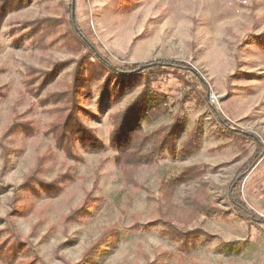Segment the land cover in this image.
I'll return each instance as SVG.
<instances>
[{"label": "rangeland", "instance_id": "374dc122", "mask_svg": "<svg viewBox=\"0 0 264 264\" xmlns=\"http://www.w3.org/2000/svg\"><path fill=\"white\" fill-rule=\"evenodd\" d=\"M41 18L50 20H45V31L51 32L42 48L32 43L34 30L23 23ZM73 20L115 68L136 70L148 81V87L134 84L121 91L123 77L112 74V97L101 106L105 77L92 82L78 115L102 141L108 145L113 118L143 91H162L173 103L171 114H160L153 123L144 121L146 129L170 123L179 114L183 117L179 146L192 129L200 131L201 146L189 157L166 151L158 163L139 169L136 178L151 189L149 193L124 188L115 151L109 146L97 151L77 144V156L67 158L45 134L56 117L48 96L66 88L77 61L90 53L81 39L77 44ZM17 34L21 44L16 45L12 41ZM51 63L60 68L42 92L46 103L22 96L21 81L28 67L46 70ZM147 63L154 67L141 70ZM4 84L9 88L8 96L0 100V133L13 105L20 115L15 121L30 120L34 125L28 136L11 134L10 151L5 159L0 155V241L22 240L29 247L27 254H17L13 264H88L84 260L88 247L114 224L115 242H102L93 253L96 264H264V223H260L264 222V150L244 172L258 152L256 140L264 148V0H75L74 15L72 0H29L8 14L0 27V86ZM185 91H189L186 102ZM199 92L207 93L208 105H200ZM199 163L207 167L204 178L222 210L199 220L211 237L180 256L176 243L161 237L159 228L147 232L129 228L135 220L157 217L158 203L148 197L159 196L163 176L174 177L181 168ZM37 177L55 181L61 190L53 196L23 190L33 185L40 191V183L31 181ZM237 183L254 220H243L230 201V188ZM193 186L181 183L175 200L180 202ZM88 195L101 198L91 205L90 215L63 221ZM0 264L6 263L0 260Z\"/></svg>", "mask_w": 264, "mask_h": 264}, {"label": "trees", "instance_id": "16d2710c", "mask_svg": "<svg viewBox=\"0 0 264 264\" xmlns=\"http://www.w3.org/2000/svg\"><path fill=\"white\" fill-rule=\"evenodd\" d=\"M29 0H0V27L6 16L11 12L20 10V8L27 6ZM45 20L38 19L34 21L24 20V24H29L34 30L32 43L40 48L45 47L44 38L50 35L51 32L45 31L48 28ZM74 30H76L77 44L84 43V46L89 50L88 56H83L77 61V66L73 70L72 80L65 89L48 96V100L55 104L53 115L55 119L48 123V128L45 134L52 136L54 145L60 149L67 158L76 157L75 151L77 144L83 149H93L97 151L105 150L107 146L115 151V165L119 170L121 181L124 188L132 186L134 188H141L148 193L151 189L141 184L136 178L137 172L142 166H153L162 158L167 151L171 156L175 153L183 158L189 157L193 152L200 148V131L198 128L192 129L188 137L179 146L177 138L182 129V115H174L172 121L158 128L146 129L144 121L153 123L159 118L160 114H171L173 103H170L167 95L162 91L157 93H143L141 92L134 102H132L124 111L116 114L113 118V128L110 129L108 145L102 141L94 129L86 125L79 118V110L82 99L91 91L93 81L101 80L105 77L102 88H104L99 96V106L105 99H111L112 95L109 91L110 76L112 74L122 76V90L132 88L134 84L143 83L148 84V81H143L138 71L133 70L131 73L122 72L115 68L107 58L98 53L94 47L93 41L88 39L80 31L76 21L73 20ZM19 34L14 37V44L18 43ZM36 38V39H35ZM86 41V42H85ZM75 45V43H73ZM75 62V61H74ZM154 63H147L141 67V70L151 68ZM85 67V70H82ZM154 67V66H153ZM50 69H36L28 67V70L23 74L21 81L22 96L28 95L37 98L41 104L46 103V97H42V92L55 80L59 64L51 63ZM179 85V84H178ZM180 86L185 88L184 83ZM148 87V85H147ZM8 85L0 86V100L8 96ZM189 91H185V102ZM200 93V92H199ZM197 93L196 97L200 105H208V98L206 92ZM117 95V94H116ZM115 95V96H116ZM211 101V97H209ZM108 103V102H107ZM58 104H61L58 107ZM183 111V110H182ZM11 117L6 124L3 132L0 133V149L3 159L6 158L10 151L8 142L11 134L21 132L28 136L32 121L25 120L15 121L19 115L17 113L16 105L11 107ZM181 112V111H180ZM159 113V114H158ZM230 128V127H229ZM246 135L245 138H249ZM257 150L255 157L252 158L248 168L244 172H248L261 158L263 153V145L256 140ZM206 166L202 163L194 164L181 168L174 177L166 178L163 176L158 185L159 196L148 199L157 201L158 215L150 221L140 222L136 221L129 227L133 230H141L144 232L150 231L152 227L159 228V235L163 238L176 243L177 253L185 255L191 250L195 249L200 240L205 237H211L207 230L203 227L201 217L203 215H213L222 212L217 207L218 199L213 198V193L210 189V183L204 178ZM71 177V176H68ZM31 180V179H30ZM31 181L39 182L40 187L38 191L35 186L22 187L23 190L32 191L39 195H57L61 187L55 182H45L41 178H36ZM181 183H194V186L185 194L180 202L175 200L176 189ZM240 183V182H239ZM239 183L231 186L229 191V198L231 203L235 206L238 216L243 220L251 221L252 213L240 197ZM83 201L78 207L74 208L67 215L62 217L63 221H80L83 217H87L91 213V205L95 204L100 197H93L91 195ZM255 215V214H254ZM256 216V215H255ZM257 218V217H255ZM254 220V219H253ZM258 222V221H255ZM260 223H264L263 221ZM259 223V224H260ZM117 224L104 229L95 242H92L84 254V260L88 264H96L93 255L100 248L102 242L114 243L118 232ZM111 236L112 239H108ZM16 237V236H15ZM13 243L7 241H0V260L6 264H13L17 258L18 253H23L29 249L24 242L12 239ZM25 247H24V246ZM94 253V254H93ZM37 260V258H33Z\"/></svg>", "mask_w": 264, "mask_h": 264}, {"label": "water", "instance_id": "95a60500", "mask_svg": "<svg viewBox=\"0 0 264 264\" xmlns=\"http://www.w3.org/2000/svg\"><path fill=\"white\" fill-rule=\"evenodd\" d=\"M74 12H75V0H72V15H74Z\"/></svg>", "mask_w": 264, "mask_h": 264}]
</instances>
